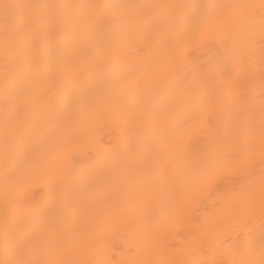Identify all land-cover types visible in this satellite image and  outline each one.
Segmentation results:
<instances>
[{"label":"bare ground","instance_id":"obj_1","mask_svg":"<svg viewBox=\"0 0 264 264\" xmlns=\"http://www.w3.org/2000/svg\"><path fill=\"white\" fill-rule=\"evenodd\" d=\"M0 264H264V0H0Z\"/></svg>","mask_w":264,"mask_h":264}]
</instances>
